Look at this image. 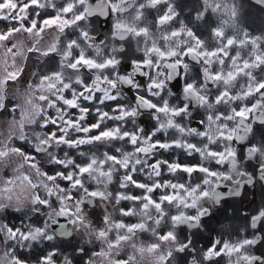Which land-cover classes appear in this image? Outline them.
<instances>
[{
    "label": "snow or ice",
    "instance_id": "snow-or-ice-1",
    "mask_svg": "<svg viewBox=\"0 0 264 264\" xmlns=\"http://www.w3.org/2000/svg\"><path fill=\"white\" fill-rule=\"evenodd\" d=\"M257 2L264 4V0ZM161 5L165 7L161 9ZM48 7L56 8L53 0H0V21L16 22L0 30V110L5 106L4 85L16 81L23 71L15 64L17 55L33 53L47 69L33 74L35 83L22 92L17 90L19 102L11 111H18L19 118L13 116L0 128V170L10 168L12 172L11 178H0V212L12 208L26 216L31 212L43 217L36 222L28 216L20 227L0 222V264H27L17 255V248H31L33 242H52L74 232L87 237V243L99 241L102 245L84 264H142L145 253L152 256L150 264H168L177 253L195 252L191 238L179 240L175 229L179 225L201 226V218L210 215L202 201L218 203L224 196L239 195L244 184L254 183L252 174L242 167L248 161L257 165L259 179L264 181V139L253 135L254 125H264V78L253 75L254 69L264 66L262 38L239 29L236 9L225 0H203V10L196 16L202 20L209 10L218 14L219 22L211 29L212 47L183 23L179 28L168 27L177 16L172 0H97L95 4L91 0H65L54 17L41 19L40 12L34 11L29 18V8ZM149 10H156V15L149 18ZM96 16L111 18L108 33L93 30ZM228 28L233 34H226ZM17 33L26 34L31 46L25 49L24 42L16 40ZM130 42L141 55L132 60L131 71L122 74L120 55ZM249 44L251 51L243 57L241 50ZM233 47L237 50L230 56ZM184 57L201 65L199 82L188 76L189 64ZM226 57H230L227 69ZM213 64L218 66L215 72ZM85 73H90L88 79ZM241 75L247 78L246 83L234 92ZM178 77L185 80L179 105L169 100L173 96L169 83ZM125 87L135 90L134 104L121 103ZM249 98L250 103L232 106ZM109 102L115 105L105 111L101 106ZM223 106H227L226 111L220 110ZM193 108L206 112L199 127L183 123L191 118ZM145 112L155 121L147 130L137 124ZM90 113L94 122L88 123ZM107 121L118 123L109 127ZM128 123L133 125L131 129L125 126ZM169 130L177 135L163 139ZM94 131L96 134L90 135ZM187 137H197L200 143ZM113 141H123L131 150L116 147L113 154L99 156L78 152L79 157H85L79 162L65 151ZM233 141L245 146L242 158ZM25 144L30 151L25 150ZM212 145H223V149L214 150ZM173 148L228 167L220 171L205 163L186 165L159 158L162 150ZM163 170L172 175L178 171L189 177L194 172L204 175L201 183H181L162 179ZM117 173H121L118 188L124 191L113 194L110 185ZM139 174L147 181L134 179ZM221 181L233 182L229 192L217 191ZM132 188L142 192L132 194ZM97 201L104 207L99 227L86 207L95 206ZM113 201L117 206L121 201L131 202V207L119 208V214L139 217V222L114 219L108 211ZM168 207L175 208L176 214L169 215ZM187 209H195V214L189 215ZM61 218L67 223H61ZM261 222L264 210L250 218V226L256 229ZM166 223L170 228L162 231ZM142 232H150L154 240L147 244L139 241ZM257 242L256 238L233 242L217 237L200 259L193 255L189 264H208L220 256L228 257V264H264V256L248 251ZM126 246L132 253L126 254V259H116ZM58 251L53 248L41 256L39 264H55ZM78 251L85 253L84 248ZM64 264L72 262L64 257Z\"/></svg>",
    "mask_w": 264,
    "mask_h": 264
},
{
    "label": "flooded vegetation",
    "instance_id": "flooded-vegetation-1",
    "mask_svg": "<svg viewBox=\"0 0 264 264\" xmlns=\"http://www.w3.org/2000/svg\"><path fill=\"white\" fill-rule=\"evenodd\" d=\"M225 2L229 6H233L236 9L237 15L235 18L236 24H239V17L246 13V11H242V14H239L240 10V2L239 0H225ZM173 6L175 8V11L177 12V16L175 19L171 22V24L168 26L169 28H179L181 23L187 25L188 28H191L198 37L201 39H204L207 43V46L212 47L214 46L211 39V29L216 26V24L219 22L218 14L211 12L210 10L205 14L204 19L197 20L196 16L197 13L203 10V0H172ZM161 9H163L165 6L161 5L159 6ZM149 18H152L156 15V10H149L148 11ZM247 14V13H246ZM240 15V16H239ZM94 23L92 25V28L94 31H97L101 34L108 33L110 27H111V18H104L101 16L93 17ZM240 29V28H239ZM234 30L232 28L226 29V34L231 35L233 34ZM161 47H163L164 42H160ZM126 51L124 54L120 55L121 64L119 66V71L123 73H127L131 71V62L133 59H137L140 57L141 53L135 51V44L134 42L127 43L125 45ZM236 48L233 47L230 50V56L235 55ZM183 60L189 64V71L188 76L190 78H195L198 82L203 77L202 67L199 63L196 61H192L190 57H184ZM229 60L230 57L225 58V69L229 67ZM217 65L213 64L211 66V69L213 72L217 70ZM240 77L237 78L239 80ZM138 80H144L143 77H137ZM236 80V81H237ZM185 80L182 77H178L177 79H174L169 83V87L173 91V96L169 98L170 103H175L179 105L182 101V85L184 84ZM238 82L236 83L237 88ZM233 91L235 92V89ZM125 96L122 98L121 103H135V90H129L127 87L124 88ZM141 94H145L141 92ZM215 94V89H213V95ZM67 95V93H66ZM111 103L109 102L107 105H103L101 107L106 109L110 106ZM88 104V103H85ZM237 104H240V102H237L236 104H233V107H236ZM92 107L91 104H88ZM221 111H226L227 106L220 107ZM206 115V112L203 108H193L192 109V116L191 118L195 119L193 123H190L192 126L199 127V121L204 119ZM179 119V118H178ZM155 121L152 119L150 113L145 112L141 117L137 119V124L145 127V129H151L154 125ZM183 123H188L186 120L183 121ZM231 124V122H230ZM107 125V124H106ZM127 128L131 129L133 125L131 123H128L125 125ZM169 133L168 135L163 136V139L167 140L169 139ZM253 135L256 139H264V125L256 124L254 125L253 129ZM200 143V142H199ZM198 143V144H199ZM233 145L238 150V155L242 158L244 154V148L245 146L242 144H237L235 141L232 142ZM216 148H213L214 150H222L223 145H221L220 148H217L219 145H212ZM211 146V147H212ZM29 145L26 147L25 150H28ZM173 155V156H172ZM172 149L164 151L162 150L159 154V157H170L172 161L175 160ZM185 159V162H188L189 165H196L200 163H205V166L213 169V170H220L224 171L227 169L228 165L225 164L223 167L220 165H217L214 161H202L201 157L197 153H193L192 155H188L185 151L183 153L178 155V158ZM179 158V159H180ZM190 160V161H189ZM242 167L245 171H248L252 174L254 177V183L252 184H244L240 194L239 195H227L222 197L218 203H213L211 200H204L202 201L203 206L207 207L209 209L210 215L205 216L201 218L200 227L199 228H189L187 225H179L175 231L176 235L179 240L184 241L187 238H191L192 240V247L195 249V252L191 251H185L184 253H177L180 254V256H183V263L179 264H189L190 259L193 255L197 257V259L201 258L202 253L199 252L198 246L203 244V241L201 237L208 238L207 231H210V237L215 236V238L219 237L221 240H238L242 238H256L258 242L250 246L248 248V251H250L252 254L256 256H264V222H261L256 229L251 228L250 226V218L253 215L258 214L259 211L264 210V181L259 179V175L257 173V165L253 163L252 161H248L246 163L242 164ZM121 174L117 173L114 177L113 183L110 185V191L113 192L114 184L118 182L119 176ZM203 173L194 172L191 174V177L187 173H184L182 171H178L176 174L175 180L173 182H187L190 180L192 184L201 183L203 179ZM118 177V178H116ZM134 179H140L147 181V177L143 174H139L137 176H134ZM235 179V177H234ZM233 187V182L231 181H221L220 186L217 189V191L221 193H227L230 191V189ZM130 191L133 193L140 194L142 190L132 188ZM159 192L154 194L155 196H158ZM126 202H121L122 205ZM131 205V203H127V206ZM92 208L98 207L100 209H103L104 207L100 204L99 201L96 202L95 206H89ZM117 205H115L114 201L111 205L108 207V211L111 212L112 216L116 220H123L127 224L136 223L139 222V217L136 216H130V217H122L119 214V211L115 209ZM27 211V209H26ZM167 211L169 215L176 214V209L173 207H168ZM189 215L195 214V209H187L186 210ZM17 211H14L12 208H7L3 212H0V219L1 220H7L8 223H14V216L16 215ZM30 213V212H28ZM17 215L21 217V222H26V219L23 217L24 212H17ZM99 216L102 218L103 214L100 212ZM125 218V219H123ZM101 222V221H100ZM99 224L101 225V223ZM151 224V222H149ZM13 225V224H12ZM232 232H226L222 230V227L230 226ZM170 228L169 224H165L162 231H166ZM78 233L74 232L73 234ZM230 234L227 237H224L225 235ZM73 237V235L71 236ZM61 238V237H58ZM137 239L141 242L146 241H153L154 238L152 237L150 232H142L138 234ZM87 241V239H86ZM93 245L95 251H99L101 248V243L99 241H95L93 243H89ZM80 248H77V253L80 254L78 251ZM132 249L130 247H124L123 251L120 253L119 256L115 257L116 259H126V254H131ZM186 253V255H184ZM146 254V253H145ZM177 254L175 255V258L173 260H170L168 264H178L179 258H177ZM182 254V255H181ZM145 256V255H144ZM139 258V257H138ZM222 256L217 257L213 259L212 262L220 263ZM203 262V261H201ZM208 262V263H210ZM144 263V261L142 262Z\"/></svg>",
    "mask_w": 264,
    "mask_h": 264
},
{
    "label": "rangeland",
    "instance_id": "rangeland-1",
    "mask_svg": "<svg viewBox=\"0 0 264 264\" xmlns=\"http://www.w3.org/2000/svg\"><path fill=\"white\" fill-rule=\"evenodd\" d=\"M53 2L56 5V8L48 7L46 9H33L29 8L28 13H29V18L32 17V13L34 11H39L40 12V18H49V17H54L57 14V9L61 5L65 3V0H53ZM240 2V10L239 14H242V11H246V13L242 14L239 17V24L238 27L242 30H245L249 33L250 36L252 37H261L262 41L260 42V47L261 49H264V10L261 6L254 4L251 0H239ZM16 22L15 21H0V30H4L7 27H12ZM25 24L28 23L26 20L24 22ZM69 32H72L74 30L69 29ZM16 40L18 41H23L24 42V48L26 49L27 47L31 46V41H28L26 39V34H21L17 33L16 34ZM75 38V37H73ZM44 41H42V44ZM16 51V50H14ZM251 51V45L249 44L246 48L241 50V55L243 57H246L248 53ZM12 61L9 60V64H11ZM15 64L18 66H22L23 71L19 78L16 81H8L3 88V95L5 97L4 99V108L0 110V128H5L7 126V123L10 119H12L13 116H15L17 119L19 118V112L17 111L16 113H13L11 111L12 107L19 102V97H17V90L19 89L21 92L26 88V86L29 83H35L36 82V77L33 75L34 73H42L43 71H46V67L43 62L39 61L37 56L33 53H26L24 56L17 55L15 58ZM11 70V68H9ZM2 71V69H0ZM85 78L88 79L90 76V73H85ZM253 75H255L258 79L264 78V66H261L260 68L254 69L253 70ZM239 80H237L235 83L238 82L237 88L235 91H237L240 87V85L246 83L247 78L244 77L243 75L239 76ZM15 97V98H14ZM252 98H249V100L240 102L242 103H250ZM115 102L111 103L110 106L106 109V111H110L111 107H114ZM84 106L90 107L88 104H84ZM72 112H76L75 109L70 110ZM188 123H193L195 119L189 118L186 120ZM87 122L91 123L94 122V114L90 113ZM118 123L116 121H107L106 124L109 127L115 126V124ZM103 127V126H102ZM98 131V130H96ZM96 131L93 133H90V135L96 134ZM73 135H82V134H73ZM177 135L174 133V131H170L169 137ZM187 139L192 142V143H199V138L197 137H187ZM16 146H21L19 142H15ZM26 149L28 145H23ZM116 147H123L125 150H131V145H127L123 141H113L112 143H107V144H93V145H81L79 149H65L69 153V155L73 156V158L77 159L79 162L80 160H84L85 157H79L78 152H85L87 154H92L95 153L96 155H101L104 152H110V154L114 153V149ZM221 145L217 146V148H220ZM212 148H216L212 146ZM30 151V146L28 148ZM184 150L179 149V148H173L172 152L174 155L175 160L178 161L182 164H187L188 162H185L183 158H178V155L183 153ZM173 156V155H172ZM161 160H169L172 162L171 156L170 157H159ZM190 161V160H189ZM51 167V166H47ZM47 170V168L45 169ZM121 174V173H120ZM176 174L172 175L169 174L166 170H163V176L162 179L166 180H175ZM12 176V172L10 168H5L3 170H0V178L2 179H9ZM118 178V177H116ZM124 191L123 189L118 188V182L114 184L113 188V194L116 193V191ZM132 194H138L133 192ZM122 202V201H121ZM126 202V201H123ZM131 203V202H127ZM127 203H120L115 209L118 211L119 208L121 207H126ZM87 210L90 214V218L92 219L93 223L99 227L102 226L99 224V222L102 220V218L99 216L100 212L104 215L103 209H100L98 207L92 208L89 206H86ZM123 207V208H124ZM131 207V205L127 206ZM28 216H32V213H28ZM28 216L23 215V217L26 219V222L28 221ZM21 217L19 215L14 216V223H12L14 226L20 227L22 225L21 222ZM33 221L40 222L43 220L42 216H32ZM125 219V218H123ZM0 222L7 223L10 226H12L11 223H8L7 220H1ZM222 230L232 232L231 225L222 227ZM208 233V238L206 237H201L203 244L198 246L199 252L202 253L205 249L210 247L212 240L215 238V236L210 237V231H207ZM230 234L225 235L224 237L229 236ZM87 237L83 236L80 233H75L73 234V237L64 239V238H57L56 240L52 242H34L31 246V248H17V255L27 261V264H39V258L46 254L47 252L51 251L53 248L58 249V254L54 257L55 264H64V257H67L69 260H71L72 264H84V262L88 259L89 255L93 252L94 247L93 245L89 244L86 242ZM229 241H236V240H229ZM151 243V241H146L145 244ZM77 248H84L85 253L81 255V253H77ZM182 255V254H181ZM186 255V253L184 254ZM177 258H179L178 264L183 263V256H180V254H177ZM152 259V256L150 254H145L144 256V263L142 264H150ZM142 261V262H143ZM215 262H210L208 264H228V257L222 256L220 263ZM201 264H204V262H201Z\"/></svg>",
    "mask_w": 264,
    "mask_h": 264
},
{
    "label": "water",
    "instance_id": "water-1",
    "mask_svg": "<svg viewBox=\"0 0 264 264\" xmlns=\"http://www.w3.org/2000/svg\"><path fill=\"white\" fill-rule=\"evenodd\" d=\"M251 1L254 2L255 4L261 6V7L264 9V4H260V3H258L257 0H251ZM91 2H92L93 4H95V3L97 2V0H91ZM61 223H67V221H66L64 218H61ZM54 227L58 228V226H54ZM69 227H71V226L69 225ZM70 237H71V236H70ZM70 237H66V238L61 237V238L67 239V238H70ZM33 243H34V242H33ZM191 259H192V257H191ZM191 259H190V260H191Z\"/></svg>",
    "mask_w": 264,
    "mask_h": 264
}]
</instances>
